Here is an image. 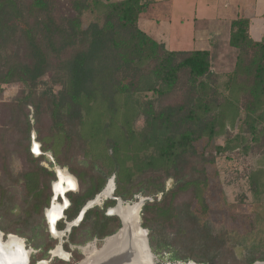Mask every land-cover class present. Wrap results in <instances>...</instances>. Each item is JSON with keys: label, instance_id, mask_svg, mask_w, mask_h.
<instances>
[{"label": "trees", "instance_id": "obj_1", "mask_svg": "<svg viewBox=\"0 0 264 264\" xmlns=\"http://www.w3.org/2000/svg\"><path fill=\"white\" fill-rule=\"evenodd\" d=\"M148 5L0 0V97L3 86H21L14 98L0 102V171L23 191L22 204L15 206L8 195L12 187L0 182V220L20 210L18 219L28 222L48 205L54 173L40 165L43 156H32L34 132L41 152L78 182L79 191L67 195L68 220L113 176L121 200L137 193L153 199L142 208L141 226L155 254L168 250L170 260L196 264L264 262V255L243 247L246 259L240 263L235 245L226 247L230 235L214 234L201 222L206 167L227 151L257 157L246 179L256 200L264 195V36L254 42L247 19L232 21L228 45L237 54L232 69L217 74L208 52H170L141 31L138 19ZM86 12L95 19L84 28ZM46 77L59 83L58 92L42 88ZM219 138L225 145H215L214 156L196 149L198 142ZM12 154L27 163L14 178L8 171ZM110 204L84 214L79 226H90L92 238L120 228L116 217L105 215ZM15 232L24 236L19 227Z\"/></svg>", "mask_w": 264, "mask_h": 264}, {"label": "rangeland", "instance_id": "obj_2", "mask_svg": "<svg viewBox=\"0 0 264 264\" xmlns=\"http://www.w3.org/2000/svg\"><path fill=\"white\" fill-rule=\"evenodd\" d=\"M101 1L113 2L117 0ZM94 19V15H91L88 12L84 13L81 18L83 27L85 28L89 23L93 22ZM44 87L51 88L54 93L60 90L59 83L56 81L52 83L49 77L44 79L42 88ZM2 88L3 95L0 97V102L10 101L21 90V86L19 84L5 85ZM146 97L151 98L153 96L151 94H147ZM2 118L3 117L0 114V125L2 124ZM43 124H45V121H43ZM142 124V120H139L136 124V128H140ZM235 133V130L231 132L232 135ZM7 138L11 139V141L16 139L15 137L10 138L9 135H7ZM35 141L37 142L36 136ZM215 145L224 146V138H219L210 144H207L205 141L198 142L196 143V149L199 152L204 151L205 154L214 156ZM32 156L34 158H39L43 155L32 154ZM43 157L44 158L40 162V165L47 170L52 171L53 164L50 162L49 157ZM256 160L257 157H255L253 154L246 156L243 155L240 149H237L233 151H227L222 155L217 156L214 165H209L206 167L208 185L204 193V199L207 212L201 216V222L207 224L214 234L226 232L228 233V237L230 235V241H228L226 247L235 245L234 253L237 254V256L235 255L234 257L233 255V257L237 261H240V263H244L246 259L242 255L244 254L243 247H246V249L253 248L258 252V254H256L257 256L260 254L264 255V195H262L260 200H256L253 197V194L250 192L246 179L248 170L255 166ZM26 169L27 163L23 155L12 154L8 160V171L10 172L11 177L14 178L19 173L26 171ZM0 180V182H3L6 186H11L12 184L11 178L3 177L1 171ZM171 185V181L168 180L165 183V188L169 189ZM9 190L10 191L8 195L11 194L13 197L12 203H14L15 206L20 207L23 201L22 187L17 183L16 185H13L12 189ZM146 197L147 196L137 193L134 194L131 199L122 200V202L135 203L140 198ZM157 197L159 199L160 195H157ZM196 208L198 207L196 206ZM93 209L102 210L103 203H101V205L95 206ZM2 211L1 213H3ZM19 211L20 210H14L11 214L5 213L3 220H0V226L6 228L7 231H2L4 234H13L23 238L26 241V245L34 250V253L31 255L30 264H35L37 261H39L42 258L46 248L51 250L58 244V242H61L63 250L70 255L69 262L65 263L57 258H54L51 259V261L47 264H79L86 258V254L81 251L83 247L94 243L95 249L98 251L102 245V239L100 240L91 237V232L89 230L90 226H79L78 228L73 229L72 236L74 242L69 241V235L64 236L61 240L54 239L48 233L47 226L43 218V211L41 215L36 214L32 219H29L28 222H26L24 218L18 219V216L20 215ZM140 219V224H142V213H140ZM63 221L61 224L64 226ZM17 227L21 229V234L24 236H20L15 232ZM170 230V228L166 229V231ZM241 237H245V239L241 240ZM39 247H42V251H38ZM46 253H48V250ZM152 253L154 254V264L183 263L170 260L172 256L168 250H162L156 254L152 251ZM239 253L241 255L238 256ZM255 263L264 264V262L261 261ZM224 264H233V262L231 259H229L224 262Z\"/></svg>", "mask_w": 264, "mask_h": 264}, {"label": "crops", "instance_id": "obj_3", "mask_svg": "<svg viewBox=\"0 0 264 264\" xmlns=\"http://www.w3.org/2000/svg\"><path fill=\"white\" fill-rule=\"evenodd\" d=\"M238 18L248 20L252 41L262 40L264 0H149L138 27L167 51L208 52L212 71L225 74L237 54L228 39L230 23Z\"/></svg>", "mask_w": 264, "mask_h": 264}, {"label": "bare ground", "instance_id": "obj_4", "mask_svg": "<svg viewBox=\"0 0 264 264\" xmlns=\"http://www.w3.org/2000/svg\"><path fill=\"white\" fill-rule=\"evenodd\" d=\"M33 149L36 152L38 150V144L35 141ZM55 171L58 173L60 181L58 183L53 184L55 196H59L65 191L74 190L75 189V181L74 179L68 175L64 170L55 168ZM112 183L109 182L106 188L99 194V196L93 202L94 205L99 204L100 201L104 200L107 196L112 195ZM138 202V201H137ZM136 202V203H137ZM92 203V204H93ZM136 203L130 204H121V206L115 205V209L113 210L116 215H118L122 221H124V227L120 230V232L115 233L102 241L101 249L96 251L95 247L91 248H82L81 250L86 254L85 260H83L80 264H94L105 257V255L111 254L113 252L119 251L122 246H124L127 242L130 243L134 247L135 242L144 243L145 246V231L140 226V213L135 208ZM66 202L59 204L57 201H53L51 204V208L47 209L46 216L48 221L50 222V230L52 237L59 238L62 236V233L54 230L53 225L58 219L61 218V212L66 207ZM56 219V220H55ZM9 239V244H7L9 251L8 254L4 251L0 254V262L3 264H24V257L27 254V248L23 247L22 239L13 235L7 234ZM66 235L63 232V236ZM54 238V237H53ZM4 241V240H3ZM60 243V242H59ZM93 246V244H92ZM28 252H33V250H28ZM51 254L53 257H57L61 260H67L68 255L61 250L60 245L56 246L55 249L52 250ZM134 262V264H153V257L150 255L146 247L143 249ZM153 262V263H152ZM38 264H46L45 261L39 262ZM181 264V263H176Z\"/></svg>", "mask_w": 264, "mask_h": 264}, {"label": "water", "instance_id": "obj_5", "mask_svg": "<svg viewBox=\"0 0 264 264\" xmlns=\"http://www.w3.org/2000/svg\"><path fill=\"white\" fill-rule=\"evenodd\" d=\"M35 144V133L34 132H31V146H30V150H31V153L33 155L35 154H38V155H43V156H47L49 157L50 159V162L53 164V170L52 172L54 173V181L55 183H58L60 181L59 179V176H58V173L55 171V168H60L62 170H64L68 175H70L74 181H75V189L74 190H69V191H65L63 192L62 194H60V198L62 199V201L66 202V207H64V209L62 210L61 212V218H64V212L66 211V209L68 208L69 206V201L67 200V198H65V194L66 193H76L78 191V182L76 180V178L74 176H72L68 171L67 169H64V168H61L59 166H57L51 156L50 153H42L41 152V149H40V144H38V150L39 152H36L34 149H33V146ZM54 181L50 184V189H51V193H52V198H51V204L53 201H57L58 197L55 196V192H54V188H53V184H54ZM111 182L112 183V186H113V189H112V195L110 196H107L105 200H111V201H114L116 203V205L118 206H121V204L123 203L122 200L119 198V197H114V192H115V182H114V177H111L110 179H108V181L106 182L105 186L103 187V189L100 191V193H102V191L106 188L107 184ZM99 193V194H100ZM99 194L95 195V197L86 202V204L81 208L80 212L78 213L77 217L71 221V222H64V234H69L70 233V230L72 227H75L77 226L83 219L84 217V214L90 210V209H93L95 207L94 205V201L95 199L99 196ZM153 201L152 198H149V197H146V198H140L138 200V202L135 204V208L138 210L139 213H141L142 211V208L143 206L146 204V203H151ZM93 203V204H92ZM103 203V202H102ZM51 204H50V207L49 209L51 208ZM122 207V206H121ZM115 209V206L113 208H108L106 211H105V215L106 216H109V217H116L119 222H120V228L117 230L118 232H120V230L124 227V221H122V219L116 215V213L113 211ZM46 211L47 209H45L43 211V217H44V220L46 222V224L49 225V228H50V222L48 221L47 219V216H46ZM141 220V219H140ZM141 226V224H140ZM143 229V228H142ZM145 231V246H144V243H140V242H135L134 244V247L131 245V242L130 243H126L124 246L121 247V249L119 251H116V252H113L111 254H108V255H105L104 258L102 259H99L98 262L94 263V264H134L135 260L137 258H139V254L141 252H143V249L146 247V249L148 250V252L150 253V255L153 257V260H154V254L152 253L151 251V248H150V245H149V240H148V231L143 229ZM116 231V233H118ZM49 233H50V236L51 235V230L49 229ZM115 234V233H114ZM16 236V235H15ZM8 235L7 234H4L1 230H0V254L2 251H4L5 253L8 254V251H9V248L7 246V244H9V239L7 238ZM19 237V236H17ZM109 237V236H108ZM20 239H22V244H23V247L26 248L27 247V254L25 255L24 257V264H30V259H31V255L33 253L31 252H28V250H33L32 248H30L29 246L26 245V241L19 237ZM107 238V237H106ZM104 238V239H106ZM102 239L101 240V243L102 241L104 240ZM4 240V241H3ZM96 242V241H95ZM59 243V242H58ZM60 245V248L62 249V245L61 243H59ZM95 246V245H94ZM102 247H100L99 249H101ZM34 251V250H33ZM52 251H50V259L54 258L53 255L51 254ZM81 263V262H80ZM79 263V264H80ZM153 263V262H152ZM0 264H3L0 262ZM37 264V263H36ZM154 264V263H153ZM181 264H196L195 262H187V263H181ZM254 264H262V263H254Z\"/></svg>", "mask_w": 264, "mask_h": 264}, {"label": "flooded vegetation", "instance_id": "obj_6", "mask_svg": "<svg viewBox=\"0 0 264 264\" xmlns=\"http://www.w3.org/2000/svg\"><path fill=\"white\" fill-rule=\"evenodd\" d=\"M54 181V180H53ZM52 181V182H53ZM51 182V183H52ZM50 183V184H51ZM51 190V189H50ZM69 193H66L65 194V198H67V200L69 201V199H68V197H67V195H68ZM114 197H116L115 195H114ZM51 198H52V193H51V196H50V199H49V202H48V205H47V207L46 208H44L43 209V211L45 210V209H48L49 207H50V204H51ZM57 202L60 204H62L63 203V201H62V199L60 198V195L58 196V199H57ZM103 202V207H104V205L105 204H107L108 202H111V204H110V206L109 207H107V208H105V211L108 209V208H113L115 205H116V203L114 202V201H111V200H105V202H104V200H102V201H100V203L99 204H96L95 206H98V205H101V203ZM136 203V202H135ZM122 204H130V203H122ZM69 207H70V202H69V206H68V208L66 209V211L64 212V218H62L61 220L60 219H58L56 222H54V225H53V228H54V230H56V231H58V232H60V233H62V236L61 237H59L58 239L59 240H61L64 236H66V235H71L72 236V230L73 229H75V228H78L79 227V225H80V223L77 225V226H75V227H72L71 228V230H70V233L69 234H66V235H64L63 236V230H64V226L61 224V222L63 221V220H65L66 222H71V221H73V220H68L67 219V216H66V212H67V210L69 209ZM44 218V217H43ZM56 220V219H55ZM45 221V220H44ZM65 221H63V222H65ZM120 223V222H119ZM45 224H46V222H45ZM64 224V223H63ZM60 225H62L63 227L62 228H60ZM46 226H47V230H48V233H49V225L48 224H46ZM50 234V233H49ZM69 236H68V239H69ZM54 237V239H57V238H55V236H53ZM52 237V238H53ZM70 241V240H69ZM61 243V242H60ZM92 244H93V246H92ZM58 246H59V243L57 244ZM56 245V246H57ZM55 246V247H56ZM91 246V248L93 247H95L94 246V243H91V244H89V245H87L86 247H83V248H88V247H90ZM55 247L53 248V249H55ZM27 248V247H26ZM39 250L38 251H42L41 249H42V247H39L38 248ZM53 249H51V250H49V249H47L46 248V250L44 251V253H43V255H42V258L39 260V261H37L36 263L38 264L39 262H42V261H45V263L47 264L48 262H50L51 261V259H50V251H52ZM48 250V253H46V251ZM61 250H63V248L61 249ZM64 251V250H63ZM82 251V250H81ZM65 252V251H64ZM32 253H34V251L32 252ZM67 255H68V257H67V260H61V259H59L60 261H62V262H65V263H67V262H69V259H70V255L67 253V252H65ZM47 256H49V257H47ZM54 258H57V257H54ZM54 258H52V259H54ZM49 259V260H48ZM58 259V258H57ZM35 263V264H36Z\"/></svg>", "mask_w": 264, "mask_h": 264}]
</instances>
